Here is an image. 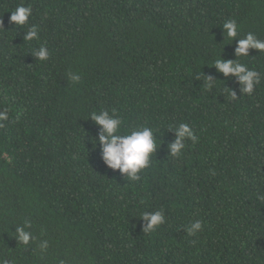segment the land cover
<instances>
[{"label":"trees","instance_id":"trees-1","mask_svg":"<svg viewBox=\"0 0 264 264\" xmlns=\"http://www.w3.org/2000/svg\"><path fill=\"white\" fill-rule=\"evenodd\" d=\"M21 3L23 27L9 19ZM230 19L239 38L264 40V0H0V261L264 264V52L237 58L260 73L251 95L211 66L236 58ZM32 25L38 39L24 41ZM113 109L122 130L156 135L138 181L93 147L89 115ZM180 123L198 139L173 156ZM159 210L164 223L144 232L140 216Z\"/></svg>","mask_w":264,"mask_h":264},{"label":"clouds","instance_id":"clouds-1","mask_svg":"<svg viewBox=\"0 0 264 264\" xmlns=\"http://www.w3.org/2000/svg\"><path fill=\"white\" fill-rule=\"evenodd\" d=\"M31 15V6H26L24 3H21L11 11L9 19L15 26L19 25L23 27L27 24ZM222 27L224 38L226 34L231 41L236 39L234 51V56L236 58L225 59L220 54V58L214 60L211 66H214L224 77H235L242 86V93L251 95L255 91L256 86L260 83V73L255 69L249 68L237 58L250 56L249 49H257L259 53L264 52V40L258 38L252 32H248L243 38H239V25L234 19L225 21ZM24 33V41L38 39V29L36 25H32ZM35 54L39 60H46L50 52L46 46L42 45L38 51H35ZM206 76L208 77L209 88L213 86L216 80H219L210 75ZM69 78L72 82H79L81 79L78 74L74 73H70ZM231 94L234 98L237 97L233 90ZM89 116L100 126L98 138H93V147L95 148L97 144L99 145L104 163L110 169L119 170L121 174H126L127 177L133 181L140 180V171L149 166L150 156L157 149L156 135L153 129L148 126L137 125L134 128L122 130L123 120L115 113V109L112 110L111 114L108 110H102L98 113L93 112ZM8 119V111H0V120ZM169 129L173 130L175 133L174 141L170 142L168 145L170 154L173 156H178L181 153V150L184 148L185 139H191L194 142L198 139L194 134V130L186 123H180L175 129L171 127H169ZM140 217L147 221L143 227L144 232L154 230L165 221L163 210L145 212ZM30 227V222L27 221L23 226L16 227V236L23 244H28L30 239H32V234L26 231V228ZM201 228V221L196 220L189 228H186V231L189 234H193ZM47 246L46 241L40 245L42 249H46ZM0 264H8V262L0 261Z\"/></svg>","mask_w":264,"mask_h":264}]
</instances>
